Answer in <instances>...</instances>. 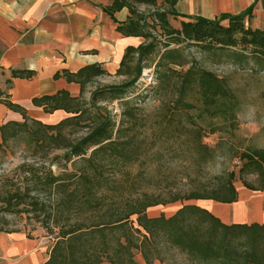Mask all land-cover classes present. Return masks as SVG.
I'll return each instance as SVG.
<instances>
[{
    "label": "trees",
    "instance_id": "obj_1",
    "mask_svg": "<svg viewBox=\"0 0 264 264\" xmlns=\"http://www.w3.org/2000/svg\"><path fill=\"white\" fill-rule=\"evenodd\" d=\"M177 1L109 0L102 10L116 24V31L123 37L141 40L137 46L125 48L115 72L128 80L97 88L85 101L86 87L108 74L101 64L85 66L75 73H56L55 79L63 76L67 82L78 84V95L60 90L34 98L32 104L46 114L63 111L65 116L59 121L46 124L30 119L22 107L3 100L9 110L21 114L22 121L0 127V145L24 133L31 156L44 148L61 152L48 163H23L11 177L0 179V233L22 231L7 229L6 215L31 221L43 229L54 239L43 264H139L133 258L134 251L141 255L144 264H152L160 259L161 243L176 248L198 264H264V223L224 224L207 209L194 204H184L168 217L146 214L150 207L177 201L235 203L238 192L234 173L218 179L211 189H191L167 199L140 190L129 192L122 185L126 183L128 167L134 163V142L124 131V119L116 126L106 109L98 105L99 101L123 99L139 80L146 68L144 64L155 56L157 60L153 58L151 63L157 89L163 90L173 76L179 83L180 97L195 84L206 104L232 102L233 93L212 72L194 65L184 69L187 61L182 44L199 45L205 51L230 50L234 57L252 56L264 61V29L251 28L246 22V17L251 18V8L244 14H223L208 20L178 14ZM141 7L152 11H141ZM124 9L127 18L118 22L115 14ZM169 17L179 19L178 28L170 24ZM11 74L21 79L34 76L33 71L17 70ZM136 99L121 104L125 120L136 118L135 111L129 109ZM78 126L86 130L82 136L70 139L65 135L67 128ZM239 159L243 162L239 172L256 176V185L241 177L243 187L263 193L264 208V150L243 152ZM52 167L58 172H53ZM107 167L115 170L110 176L106 175ZM29 232L26 238L32 239Z\"/></svg>",
    "mask_w": 264,
    "mask_h": 264
},
{
    "label": "rangeland",
    "instance_id": "obj_2",
    "mask_svg": "<svg viewBox=\"0 0 264 264\" xmlns=\"http://www.w3.org/2000/svg\"><path fill=\"white\" fill-rule=\"evenodd\" d=\"M140 9L152 11L148 7ZM169 22L174 28L179 27V19L169 17ZM225 24L222 22V25ZM181 48L187 61L184 69L194 65L212 72L226 83L234 99L232 102L206 104L195 84L186 88L180 97L179 83L173 76L163 90L157 89L155 67L151 63L157 57H151L144 64L146 68L142 69L139 80L123 99L98 102L116 126L124 119V131L134 142V163L128 167L126 183L122 185L129 192L140 190L167 199L172 194L191 189H211L218 179L232 172L238 200L242 202H238L236 207L239 210L234 213L237 221L230 217V222L250 224L260 221V215L264 213L263 193L243 187L241 177L256 185V176L239 172L243 163L239 157L252 149L264 150V61H257L252 56L234 57V52L230 50L205 51L194 44H182ZM127 80L115 74L103 75L86 87L84 99L88 101L90 93L97 88L120 85ZM131 98H137L134 106H129L135 111L136 118L125 120L121 104ZM85 131L78 126L69 127L64 132L70 139H75ZM27 143V135L19 133L0 145V179L11 177L23 163H48L53 155L61 153L48 152L44 148L36 156H31ZM52 171L58 172L55 167H52ZM114 171V168L107 167L106 175L110 176ZM184 204L205 208L225 222L223 208L218 213L220 217L210 211L213 205L219 206L220 203L202 200L157 205L148 208L146 214L149 217L160 214L168 217ZM231 214L229 211L228 216ZM5 217L7 229L20 228V234L25 237L31 230L29 235L38 243L44 257L49 256L54 239L47 236L43 229L31 221L19 220L12 215ZM158 250L160 259L152 264H198L176 248L163 243L158 245ZM133 253L134 260L144 264L141 255L136 251Z\"/></svg>",
    "mask_w": 264,
    "mask_h": 264
},
{
    "label": "crops",
    "instance_id": "obj_3",
    "mask_svg": "<svg viewBox=\"0 0 264 264\" xmlns=\"http://www.w3.org/2000/svg\"><path fill=\"white\" fill-rule=\"evenodd\" d=\"M107 5L109 0H0V127L22 121L21 114L9 110L3 100L22 107L33 120L51 124L62 119L63 111L46 114L32 104V99L60 90L78 95L79 85L63 76L55 79L56 73L101 64L108 74H115L125 48L141 40L116 31V24L102 10ZM248 8L252 9L251 18L246 17L249 26L264 29V0H178L175 5L180 15L208 20L244 14ZM127 15L124 9L115 18L124 22ZM17 70L33 71L34 76L12 77ZM238 202L242 201L213 205L210 211L219 216L223 208V223L232 224L229 218L237 221ZM256 223H264V213ZM47 259L35 240L20 233H0V264H43Z\"/></svg>",
    "mask_w": 264,
    "mask_h": 264
}]
</instances>
